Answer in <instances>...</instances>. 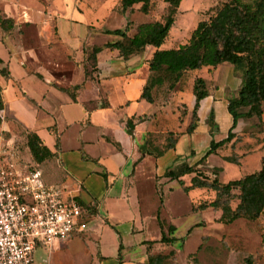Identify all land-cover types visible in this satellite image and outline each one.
<instances>
[{
  "label": "crops",
  "instance_id": "0c3cea01",
  "mask_svg": "<svg viewBox=\"0 0 264 264\" xmlns=\"http://www.w3.org/2000/svg\"><path fill=\"white\" fill-rule=\"evenodd\" d=\"M116 1L114 10L132 14L122 13ZM81 2L94 11L108 0H0V19L12 22L0 26V133L13 145L18 166L39 165L44 184L61 183L64 193L82 205L87 223L82 235L51 247L37 244L32 264H150L160 255L154 252L162 250L152 244L162 243L164 204L153 177L142 171L149 165L156 171L164 155L154 157L150 138L162 133L169 117L177 123L180 114L176 109L167 115L166 105L140 99L154 49L150 56L142 52L124 60L118 51L106 50V43L93 44L90 37L117 29H98L82 20ZM174 90L175 97L179 84ZM215 100L210 92L200 102L196 126L206 114L201 115L203 102L208 111ZM30 133L52 155L38 165L27 147ZM262 155L242 162L258 169ZM199 204H192V212H202L194 210ZM169 226L167 238L173 239L175 226Z\"/></svg>",
  "mask_w": 264,
  "mask_h": 264
},
{
  "label": "rangeland",
  "instance_id": "374dc122",
  "mask_svg": "<svg viewBox=\"0 0 264 264\" xmlns=\"http://www.w3.org/2000/svg\"><path fill=\"white\" fill-rule=\"evenodd\" d=\"M228 1L180 0L179 7L176 9L175 23L161 48L172 49L186 43L196 24L214 15ZM116 2V0H108L104 7L94 11L91 6L81 2L83 7H78L83 12L80 15L81 19L92 22V25L98 29H123L126 23L130 22L127 34L130 37H141L145 30L139 26L142 23L149 26L153 22L162 21L168 7L164 0H153L148 14L139 12L137 6L132 10V14L124 16L113 9ZM77 12V6L74 4V13ZM114 37V35L100 34L90 37V41L101 46L114 40ZM150 54L151 48L148 47L141 56H150ZM197 77L206 81L208 90L213 93L216 100L208 111H205L206 102H203L201 115L206 112L205 117L196 126L194 134L189 136L185 135V129L189 123V117L185 118V108L186 105L191 104L192 100L191 108L193 107L192 88ZM241 81L242 72L224 63L215 68L203 67L200 70L182 74L179 81L180 92L175 97L172 95L175 90L167 91L166 84L153 92L155 104L162 107L166 105L167 115L175 114L176 109L180 114L177 123L169 117L166 127L161 129L162 133L154 134L150 138L153 147L159 152L164 149L168 132L171 131L174 134L173 139L179 141L178 147L167 153L163 151L164 158L158 163L157 172L150 165L142 171L144 173L147 170V177H153V188L159 191L160 200L164 204L160 209V220L165 222L164 235L172 236L167 226H175L174 237L170 242L152 244L153 248L162 246V250L158 249L154 252L166 257L162 264H264V211L255 221L238 219L224 225L214 220L219 217V212L207 210L196 213L191 210L194 203L212 200L213 192L198 190L185 194L179 187V182L189 185L192 177L197 174L200 177L227 183L258 170L242 161L245 157L256 159L259 154H264V102L261 106L260 118L253 116L240 119L237 127L232 130L230 138L204 161L199 162L209 150L212 140L217 143L227 137L231 126V116L227 112L225 103L237 97ZM211 100L212 98H209V101ZM239 111L245 112L247 108H241ZM210 112H212L211 121H208ZM228 157H236L237 163L226 161ZM196 163L195 172L185 174L178 180H171L166 176L168 172H175L183 165L194 166ZM38 168H40L39 165ZM50 185L64 190L61 183ZM66 195V193L62 194L63 200L69 198ZM70 197H73L72 194ZM235 203H232L233 207ZM202 221L206 224H200ZM203 236H206L204 240Z\"/></svg>",
  "mask_w": 264,
  "mask_h": 264
},
{
  "label": "trees",
  "instance_id": "16d2710c",
  "mask_svg": "<svg viewBox=\"0 0 264 264\" xmlns=\"http://www.w3.org/2000/svg\"><path fill=\"white\" fill-rule=\"evenodd\" d=\"M164 2L168 7L162 21L153 22L149 26L141 24L139 27L145 30L141 37L128 36L126 34L128 24L123 30L111 31L110 34L118 39L106 43L104 48L108 51H118L124 60L131 55L144 52L147 47L154 49L151 58L147 60L149 75L140 95V99L149 104L154 103L153 92L165 84L167 91H173L179 84L182 74L186 72L200 70L203 67L215 68L224 63L242 72L237 97L229 100L226 105L232 119L228 135L217 143L213 140L210 142L209 150L199 161L202 162L230 138L240 119L261 117V106L264 102V0H229L207 20L199 21L186 43L172 49H161V46L175 23L180 0ZM152 5L153 0H120L122 12L132 11L138 6L139 12L148 14ZM7 25L12 26V22L0 19L2 28L5 29ZM97 51L98 49H94V53ZM209 94L206 81L197 77L192 88L194 103L185 134L190 135L196 129L200 102ZM241 108H247V111L240 112ZM211 114L212 112L208 121H211ZM127 126L131 127V123L128 122ZM173 137L174 134L168 132L164 149L154 156H160L163 151L173 149L176 143ZM146 144L150 147L149 143ZM27 147L36 165L52 157L40 139L32 133L27 136ZM147 154L153 155L150 152ZM226 161L236 164L237 158L228 157ZM195 171V167L183 165L175 172H168L166 176L171 180H178L181 176ZM179 185L185 194L192 190L213 192L212 200L203 201L194 210L210 209L219 212L217 220L221 224L228 225L238 219L255 221L264 211V154L258 170L239 179L220 183L217 179L200 177L197 174L192 177L188 186L181 182ZM233 202H236L234 207ZM172 229V226L168 227L169 231ZM171 240L163 235L160 242ZM165 258L161 255L150 258V264H162Z\"/></svg>",
  "mask_w": 264,
  "mask_h": 264
},
{
  "label": "built area",
  "instance_id": "2783aa9c",
  "mask_svg": "<svg viewBox=\"0 0 264 264\" xmlns=\"http://www.w3.org/2000/svg\"><path fill=\"white\" fill-rule=\"evenodd\" d=\"M63 191L44 184L36 166L19 167L0 133V264H32L37 244L51 247L87 230L82 205L63 200Z\"/></svg>",
  "mask_w": 264,
  "mask_h": 264
}]
</instances>
